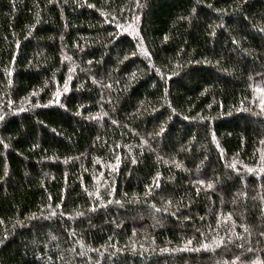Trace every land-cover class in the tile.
<instances>
[{
	"label": "trees",
	"instance_id": "16d2710c",
	"mask_svg": "<svg viewBox=\"0 0 264 264\" xmlns=\"http://www.w3.org/2000/svg\"><path fill=\"white\" fill-rule=\"evenodd\" d=\"M0 264H264V0H0Z\"/></svg>",
	"mask_w": 264,
	"mask_h": 264
}]
</instances>
